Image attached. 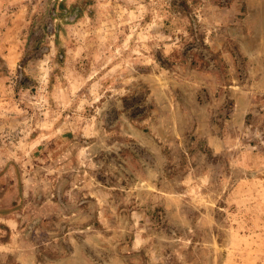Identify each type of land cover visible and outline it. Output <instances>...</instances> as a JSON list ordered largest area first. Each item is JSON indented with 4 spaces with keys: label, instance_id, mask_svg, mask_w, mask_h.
I'll return each mask as SVG.
<instances>
[{
    "label": "rangeland",
    "instance_id": "rangeland-1",
    "mask_svg": "<svg viewBox=\"0 0 264 264\" xmlns=\"http://www.w3.org/2000/svg\"><path fill=\"white\" fill-rule=\"evenodd\" d=\"M0 264H264V0H0Z\"/></svg>",
    "mask_w": 264,
    "mask_h": 264
}]
</instances>
